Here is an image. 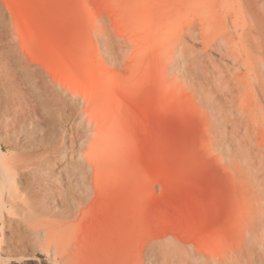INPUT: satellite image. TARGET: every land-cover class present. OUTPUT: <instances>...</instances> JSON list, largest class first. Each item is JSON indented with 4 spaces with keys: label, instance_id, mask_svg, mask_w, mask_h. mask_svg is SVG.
Masks as SVG:
<instances>
[{
    "label": "rangeland",
    "instance_id": "374dc122",
    "mask_svg": "<svg viewBox=\"0 0 264 264\" xmlns=\"http://www.w3.org/2000/svg\"><path fill=\"white\" fill-rule=\"evenodd\" d=\"M12 1L0 0V30L31 76L42 71L73 110L82 104L73 88L90 89V77L99 93L112 89L123 156L77 206L57 179L34 180L33 192L2 179L0 264H264V11L255 0ZM17 6L31 18V49L15 30ZM18 71L0 63L1 132L14 118L43 127ZM4 150L6 163L28 157ZM6 188L23 189L28 213L7 204Z\"/></svg>",
    "mask_w": 264,
    "mask_h": 264
},
{
    "label": "bare ground",
    "instance_id": "6f19581e",
    "mask_svg": "<svg viewBox=\"0 0 264 264\" xmlns=\"http://www.w3.org/2000/svg\"><path fill=\"white\" fill-rule=\"evenodd\" d=\"M6 1L13 8H16L12 0ZM255 3L264 11V0H255ZM18 9V12L15 13V30L17 32L23 28L25 31L26 45L29 47V49H31L34 40V34L31 30V18L29 14L25 13L22 7ZM257 27H259V25H257ZM259 31L261 30H258V32ZM252 36L253 34L251 37ZM248 38H250V36ZM15 44V41L12 42V39L7 38L0 30V63H2L3 60H6L19 70L18 72L20 73L19 75L22 78V81L28 87L30 90L29 92L32 95V100L30 103V105L32 104V110H34V112L39 116L36 118V121L41 122L43 127L39 129L33 123V120L28 121L25 119V117H23V119L17 118V120L14 118V116V119H12L5 125V127H3L4 129L2 132L0 131V134L3 136L0 138V150L5 151V148L8 150H18L20 156H22L23 151V154L28 155V157L25 159L21 157H15L10 159L7 163L0 161V182L5 177L14 176L15 178L17 177L20 182H22L21 180H25V186H27V188L33 192L34 180L36 183L38 182L40 184V182H42L41 180L49 183L52 180L57 179L58 185L60 184L64 190V193L67 195V197H69V203L72 205L76 203L79 204L84 199L82 198L84 193L87 191L90 192L93 186L95 188L100 185V187L103 188L101 186L102 182L105 181L102 177L103 170H111L112 161L120 162V158L123 156L121 155L120 150L123 147L120 148L119 143L122 138H119L120 140L118 139L113 128L114 116L112 111L115 96L113 95L112 89L109 87H107L105 93H99L96 87L94 89L95 80L91 79L90 77L88 84L90 89H86L83 86H77L73 88L76 92L74 93L75 97L77 94L82 100V104L76 108L78 110H73L75 109V106L73 108H69V105L73 106V102H69V99L66 98L62 99L63 96L56 97L54 94L56 92L51 90L52 88L49 86V81L43 75L42 71H37L40 74H37L36 72V77H34V73L31 76L30 73L32 72L29 71V62L21 58V51L16 48L17 46H15ZM55 54H57L59 62L63 66L64 51L60 50ZM263 59H259L260 61L256 62V69L259 68L257 71H259L264 84ZM82 70L84 71L83 68ZM78 72H80L79 69ZM85 73L89 75L88 72ZM85 89L87 91H85ZM123 95L125 100H129V88L124 90ZM12 107L14 106L9 107L8 109L9 114L12 113ZM57 109H63L61 110L64 113L62 115L65 116H62L59 110L57 113ZM37 114L35 116H37ZM121 141L123 142V140ZM44 167L45 172L43 170ZM40 171L44 172V175ZM38 183L37 185H34L36 188L39 185ZM40 186H44V183ZM50 186L53 187L54 185L50 184ZM45 187L49 189L48 186ZM52 187L50 191H46L47 189L45 188L46 193H53V191H51L53 190ZM38 189L40 190L41 188L39 187ZM20 190L22 191L23 189ZM20 190L15 189L12 191L6 188L5 194L7 195V204L12 205V202H14L16 206H18V208L15 209H20L22 214H26L28 213V206L26 205V208L25 202L23 204L21 203L22 194ZM36 191H34L35 194ZM45 191L43 190L44 193ZM46 195L49 196L50 194ZM46 195L44 197L42 195L43 199L47 197ZM59 200H64V197L61 199L59 198L57 201L59 202ZM44 210H47V207Z\"/></svg>",
    "mask_w": 264,
    "mask_h": 264
}]
</instances>
